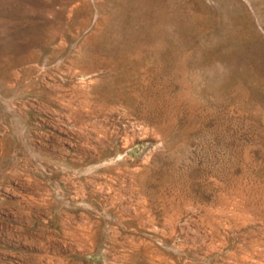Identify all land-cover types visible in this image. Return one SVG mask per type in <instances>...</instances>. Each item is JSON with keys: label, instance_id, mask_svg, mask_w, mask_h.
Returning <instances> with one entry per match:
<instances>
[{"label": "rangeland", "instance_id": "1", "mask_svg": "<svg viewBox=\"0 0 264 264\" xmlns=\"http://www.w3.org/2000/svg\"><path fill=\"white\" fill-rule=\"evenodd\" d=\"M0 264H264V0H0Z\"/></svg>", "mask_w": 264, "mask_h": 264}]
</instances>
